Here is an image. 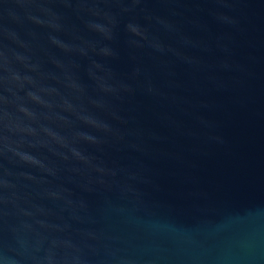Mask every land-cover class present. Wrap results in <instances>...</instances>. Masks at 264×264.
<instances>
[{"label":"water","instance_id":"1","mask_svg":"<svg viewBox=\"0 0 264 264\" xmlns=\"http://www.w3.org/2000/svg\"><path fill=\"white\" fill-rule=\"evenodd\" d=\"M0 264H264V0H0Z\"/></svg>","mask_w":264,"mask_h":264}]
</instances>
